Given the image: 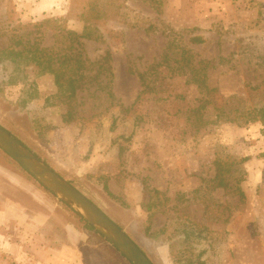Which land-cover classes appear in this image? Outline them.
I'll list each match as a JSON object with an SVG mask.
<instances>
[{"label":"rangeland","instance_id":"rangeland-1","mask_svg":"<svg viewBox=\"0 0 264 264\" xmlns=\"http://www.w3.org/2000/svg\"><path fill=\"white\" fill-rule=\"evenodd\" d=\"M36 2L55 4L38 15ZM71 31L91 37L77 46ZM35 37L54 49L61 89L5 53ZM262 109L264 0H0V124L157 264L154 249L171 264H264ZM1 171L14 219L80 218L0 148ZM28 239L1 237L0 263L37 264Z\"/></svg>","mask_w":264,"mask_h":264},{"label":"crops","instance_id":"crops-1","mask_svg":"<svg viewBox=\"0 0 264 264\" xmlns=\"http://www.w3.org/2000/svg\"><path fill=\"white\" fill-rule=\"evenodd\" d=\"M35 4L36 14L43 15L45 11L52 9L55 3L51 2L46 6H42L44 2ZM6 173L7 171L0 172V214L3 213L2 218L0 217V246L2 245L1 237L12 242L13 228H15L20 237H25L28 233V240L35 252L31 255L37 258V264H132L102 234L89 229L81 218L72 217V221H67L59 218L52 219L44 214L43 217L35 216L37 215L35 214L24 218L22 212H18L20 217L14 219L12 203L6 191L7 188L11 191L13 184L9 182L11 177ZM136 243L154 264H157L152 254L137 241ZM168 247H170L169 244ZM8 250L7 248L6 251ZM154 250L161 256L163 264H171L168 263L171 260L170 251L161 255L158 249ZM3 264L10 263L6 261Z\"/></svg>","mask_w":264,"mask_h":264},{"label":"water","instance_id":"water-1","mask_svg":"<svg viewBox=\"0 0 264 264\" xmlns=\"http://www.w3.org/2000/svg\"><path fill=\"white\" fill-rule=\"evenodd\" d=\"M0 148L15 159L42 186L94 226L132 264H154L124 228L1 124Z\"/></svg>","mask_w":264,"mask_h":264},{"label":"trees","instance_id":"trees-1","mask_svg":"<svg viewBox=\"0 0 264 264\" xmlns=\"http://www.w3.org/2000/svg\"><path fill=\"white\" fill-rule=\"evenodd\" d=\"M49 21H50L49 19H44L43 21H41L39 23H36V26L39 27V26H41L43 24V22H49ZM68 35L69 36H72V39L71 40H72L73 43H76L77 46H81L82 45V41H81L82 38H90L91 37V34L89 32H83L81 34H78L76 32H72L71 31V32H68ZM15 45L16 46H14V47H17L19 45L20 46L22 45V48L21 49H17V48L10 47V49L9 48L8 49H5L6 50L5 53H7V54H14L15 53L17 55H22V54H25L26 53L27 60L36 63L42 71L54 73L55 74V77H56V83H57V85L59 86L60 89L62 88L63 82L61 81V77L63 76V73H61L60 68L53 67L54 64H56L59 61L58 58L55 59L56 57H55V53H53L54 52V49L53 48H45V47H42L41 44H40V41H39V38L38 37H35L33 40L27 39V41L25 43H24L23 40L19 39L18 41H16V44ZM78 54L79 53L76 52V53H74V56H76ZM68 56H69V57H67L68 61L75 62V64H76L75 67H72V68H74V71H75V68L77 70L80 69V75H81L82 60L78 56H76V57H72L71 55H68ZM168 56L169 55L166 54V57H168ZM110 57H111V55L108 52L106 54V56L104 57V60H103L102 64L100 65V70L106 69V64L108 62H110V60H111ZM159 64H161V63H158L157 65H159ZM110 67L111 66L109 65V70H110ZM74 76H75V72H74ZM110 76H112V74H110ZM69 77H72V79H69L68 80V86L71 89L72 96H75V94L77 92V89L79 88L78 85H77V83L79 82V80H78L77 77H79V76L77 74V76H75V77H73L72 75L69 76ZM140 78H141V80H142L143 83H146L147 82V78H146L145 74H143V73L140 74ZM146 88H148V86H146ZM111 95L113 96V92L112 91H111ZM262 118H264V109H262ZM10 133H12V132L10 131ZM22 143L24 145H26L24 142H22ZM29 149L31 151H33L31 148H29ZM34 153L38 157H40L36 152H34ZM46 163H48V162H46ZM215 179L217 180L216 187H227L228 186V184L225 181V179L221 177L219 171H218V175H216ZM240 192H241V194H243V191L242 190H240ZM77 215L81 218V220L85 223V225L89 229L98 232L95 229L94 226H92L90 223H88L78 213H77Z\"/></svg>","mask_w":264,"mask_h":264}]
</instances>
